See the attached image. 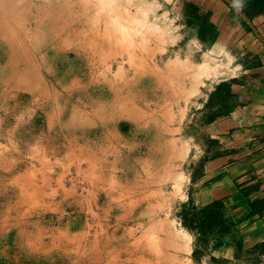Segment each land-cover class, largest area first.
<instances>
[{
    "label": "rangeland",
    "instance_id": "obj_1",
    "mask_svg": "<svg viewBox=\"0 0 264 264\" xmlns=\"http://www.w3.org/2000/svg\"><path fill=\"white\" fill-rule=\"evenodd\" d=\"M196 36L157 0H0V264H264L217 256V205L180 218L233 64Z\"/></svg>",
    "mask_w": 264,
    "mask_h": 264
},
{
    "label": "crops",
    "instance_id": "obj_2",
    "mask_svg": "<svg viewBox=\"0 0 264 264\" xmlns=\"http://www.w3.org/2000/svg\"><path fill=\"white\" fill-rule=\"evenodd\" d=\"M157 1L192 21L211 56L233 60L232 69L211 83L212 92L224 85L231 95L222 99L218 92L223 95L215 113L199 128L205 141L188 173L193 190L187 197L196 209L221 205L222 218L232 225L215 251L218 257L225 258L237 244L258 252L264 249V44L256 34L264 39V16H247L249 25L224 0ZM227 1L242 12L244 0ZM207 100L200 103L198 121L207 115Z\"/></svg>",
    "mask_w": 264,
    "mask_h": 264
},
{
    "label": "trees",
    "instance_id": "obj_3",
    "mask_svg": "<svg viewBox=\"0 0 264 264\" xmlns=\"http://www.w3.org/2000/svg\"><path fill=\"white\" fill-rule=\"evenodd\" d=\"M242 12L248 16V17H252L255 15H263L264 16V0H244L242 3ZM222 91L224 92V97L222 99H226L228 97H230L231 93L229 88H227L224 85H220V87H218L216 92ZM221 209L222 206L221 205H217V211L214 213L213 216H209L210 221L212 222H223V218L221 215ZM195 211L196 208L193 207H189V209H183L180 213V218L182 219V224L185 227H191L192 224V217L195 215ZM207 209H203L201 212L203 214L207 213Z\"/></svg>",
    "mask_w": 264,
    "mask_h": 264
},
{
    "label": "water",
    "instance_id": "obj_4",
    "mask_svg": "<svg viewBox=\"0 0 264 264\" xmlns=\"http://www.w3.org/2000/svg\"><path fill=\"white\" fill-rule=\"evenodd\" d=\"M238 15H240L249 25H251V22L250 20L248 19V17L243 13L241 12L240 10H238L234 5H232L230 2H228L227 0H224ZM254 33H255V30L254 28L252 27ZM256 34V33H255ZM256 36L258 37V39L264 44V39H262L258 34H256Z\"/></svg>",
    "mask_w": 264,
    "mask_h": 264
},
{
    "label": "bare ground",
    "instance_id": "obj_5",
    "mask_svg": "<svg viewBox=\"0 0 264 264\" xmlns=\"http://www.w3.org/2000/svg\"><path fill=\"white\" fill-rule=\"evenodd\" d=\"M201 69H202V68H201ZM202 72H204V74L206 75V74L209 72L208 67L202 69ZM201 74H202V73H201ZM201 74H200V75H201ZM203 76H204V75H203ZM182 180H183V176H182V175H179L178 178H176V183H175V184H177V186L179 187L180 184H181V182H182ZM179 188H180V187H179Z\"/></svg>",
    "mask_w": 264,
    "mask_h": 264
}]
</instances>
